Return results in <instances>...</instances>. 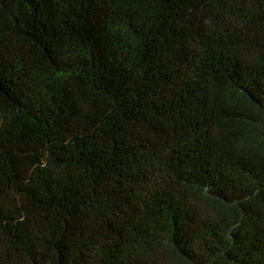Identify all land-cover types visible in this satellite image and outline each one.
<instances>
[{
    "label": "trees",
    "instance_id": "obj_1",
    "mask_svg": "<svg viewBox=\"0 0 264 264\" xmlns=\"http://www.w3.org/2000/svg\"><path fill=\"white\" fill-rule=\"evenodd\" d=\"M0 264H264V0H0Z\"/></svg>",
    "mask_w": 264,
    "mask_h": 264
}]
</instances>
